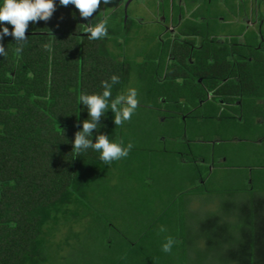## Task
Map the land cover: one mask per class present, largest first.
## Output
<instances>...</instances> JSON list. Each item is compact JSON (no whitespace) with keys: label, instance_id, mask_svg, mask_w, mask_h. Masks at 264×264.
Masks as SVG:
<instances>
[{"label":"trees","instance_id":"obj_1","mask_svg":"<svg viewBox=\"0 0 264 264\" xmlns=\"http://www.w3.org/2000/svg\"><path fill=\"white\" fill-rule=\"evenodd\" d=\"M105 12L101 3L83 18L73 5L57 3L47 21H29L19 54L10 35L0 41L7 47L0 55V264H190L200 238L237 246L240 252L229 254L232 264H264V197L243 207L239 220L218 219L195 232L185 206L190 194L264 192V48L253 47L264 39L252 31L246 49L234 46L244 54L237 63L206 34L200 49H192L188 37L158 40L153 54L139 58L125 52L133 20L124 21L125 12L117 8L108 10L107 34L89 39L86 25ZM113 74L119 79L112 98L125 93L137 74L149 116L139 121L133 112L115 125L107 111L92 130L93 140L100 131L132 148L104 162L92 148L77 153L71 140L87 118L80 93L102 91L101 81ZM223 101L228 109L221 110ZM152 117L168 124L167 137L146 129ZM162 139L164 147H155ZM170 140L175 147L168 146ZM246 143L258 148L248 152L253 161L239 164ZM158 156L168 159L171 180L152 176L150 182L140 171ZM226 167L229 174L232 167L240 171V186L228 188ZM115 169L128 181L130 202H137L122 223L98 207L117 190ZM92 221L98 222V241L86 242ZM167 236L175 239L170 251L161 247Z\"/></svg>","mask_w":264,"mask_h":264},{"label":"rangeland","instance_id":"obj_2","mask_svg":"<svg viewBox=\"0 0 264 264\" xmlns=\"http://www.w3.org/2000/svg\"><path fill=\"white\" fill-rule=\"evenodd\" d=\"M145 5L146 7L149 6L148 8L151 9L152 12L149 13V11L144 9ZM155 6L156 0H134L131 3H128L124 0H110V3L108 5H104V9L107 10V12L112 8H117L120 13L125 12V15L123 14L124 21H126L127 18L133 20V22H131L132 26L130 27L131 30L129 32L130 39L127 40V43L125 45V52L127 54L136 57L139 56V58H144L147 56V54H153L152 52H155L157 46L156 44L159 40L157 31V27L159 28V26L158 24H155V17L158 16L155 14V12L158 11L156 10L157 7L155 8ZM129 88L136 89L138 105L134 112L139 121L143 120L146 115L149 116V111L145 106V104L147 105L146 98L141 93V82L139 81L137 74L132 76L126 89L128 90ZM126 93L127 91L125 92V94ZM151 120L152 123L149 122V125H147L146 129L151 130L154 136H157V134L160 133L162 136L167 137V135L169 134L167 131L169 127L168 124L162 122L157 123L155 121V117H152ZM169 142H171L170 144H168L169 147H175V144L172 140H170ZM163 143L164 142L162 139L161 141L155 140L153 144L155 147H164ZM244 148L245 151L238 159L239 164H248L249 161H253V156L251 154H248V152H251L252 149L258 147H256V145L254 146V144L252 143H246ZM169 152L170 151H167L166 155H169ZM231 158L233 159V156H231ZM169 167L170 165L168 164V159H164L163 156H158V158L153 159L151 165L146 164L144 168H140V171L146 173L145 176H148V178H150V182L152 180V176L157 179L167 181V179L171 180L169 176L172 174V170ZM174 167L175 168L173 169H176V171L180 173L177 164L174 165ZM226 168L227 169L225 170H227L229 174V172H231L230 167ZM244 168L245 167H243L242 170ZM233 169L234 168L232 167V173L229 174L228 177L224 180L226 181V184L229 185L228 188L237 187L242 184V180L239 175L240 171L238 173ZM116 170L117 169H115V172L118 171ZM124 177L125 175L120 174L119 176H113L112 183L117 188L116 192L112 193L111 197H109V203L104 199H101L99 204L97 203L98 207L105 213L109 214L111 219H114L117 223H122L123 217L126 216L125 213H128L131 210V206L136 205L137 203L130 202L132 200L130 198V192H128L129 184L128 181L124 179ZM173 178L174 177H172V180ZM176 180L178 181V179ZM224 181H222L221 179V182ZM212 183H214V181ZM263 193L264 192L258 189L246 192L233 190L230 188V190H227L226 192L212 191L198 195L190 194L188 196L189 203L187 202V204L185 205L186 209L188 210L186 216L187 223L189 224L191 230L195 232L196 229H198L201 225H204L206 223H215V221H217L218 219H224L230 222L239 220L242 214L245 213L244 208H249L250 206H252V201L253 199H256L255 197H264ZM253 194L254 198L252 197ZM241 208L243 209V211L240 210ZM87 225L85 234L88 236L84 238V241H98V222H88ZM63 233L64 229L57 235L56 238L60 239ZM194 244H197V246L195 249L192 248L190 264H232L230 263L231 260H229V254H237L240 252L237 246H234L233 248L231 247L229 249L227 247V244L221 243V245H218V243H208L205 238H200L199 241ZM240 246L244 247L242 243L240 244Z\"/></svg>","mask_w":264,"mask_h":264},{"label":"clouds","instance_id":"obj_3","mask_svg":"<svg viewBox=\"0 0 264 264\" xmlns=\"http://www.w3.org/2000/svg\"><path fill=\"white\" fill-rule=\"evenodd\" d=\"M57 3L67 6L73 5L78 10L80 17H92V14L103 3L108 5L110 0H0V41L5 36H11L16 44L15 52L22 51L24 43L27 41L25 34L29 26V21L33 23L38 20L47 21L51 18ZM75 16L76 13L73 12ZM110 13L105 12L104 16L95 24H87L85 32L89 39H97L107 34ZM90 20V19H89ZM87 20V21H89ZM8 23L5 24L4 22ZM12 27L9 28L8 25ZM49 47L48 43L43 45ZM7 47L0 43V55L6 54ZM119 77L113 74L109 80H102V91L100 92H81L79 95L80 104L86 106L87 118L80 121L82 127L74 133L71 140L72 149L77 153L88 148L96 150L99 158L104 162H110L122 156H126L132 148V143L124 144L120 140L109 139L107 133L97 131L93 140V129H97L102 122L101 118L107 115L110 109L113 112V121L119 125L130 119L132 113L138 105L137 92L135 88H129L127 93H119L112 98V86L118 81ZM90 117V119H89ZM163 230V228L161 229ZM175 239L167 236L161 247L164 251H170Z\"/></svg>","mask_w":264,"mask_h":264},{"label":"flooded vegetation","instance_id":"obj_4","mask_svg":"<svg viewBox=\"0 0 264 264\" xmlns=\"http://www.w3.org/2000/svg\"><path fill=\"white\" fill-rule=\"evenodd\" d=\"M156 7L160 11L155 24L159 26L157 31L161 43L188 37L194 40L192 49H200L206 34L212 43L228 48V56L237 63L236 58L244 54L243 49L239 54L234 52V46L246 49L247 35L252 31L260 35V41L264 39V0H156ZM198 25H203V28ZM233 37L238 40L234 41ZM253 47L259 49L264 45L259 43ZM187 60L193 63L191 55ZM211 95L210 92L208 97ZM221 105V110L228 109L230 103L223 101Z\"/></svg>","mask_w":264,"mask_h":264},{"label":"crops","instance_id":"obj_5","mask_svg":"<svg viewBox=\"0 0 264 264\" xmlns=\"http://www.w3.org/2000/svg\"><path fill=\"white\" fill-rule=\"evenodd\" d=\"M132 1H134V0H129V1H127V2H128V3H131ZM157 3H158V2H157ZM169 3H170V2H169ZM102 4H103V3H102ZM148 7H149V6L146 7V5H145L144 9H146L147 11H149V13L152 12V10L149 9ZM147 8H148V9H147ZM155 8H156V6H155ZM140 10H141V9H140ZM156 10L158 11V9H156ZM159 12H160V11H159ZM155 14L158 15V12H155ZM155 14H154V16H155ZM159 14H160V13H159ZM155 18H156V17H155ZM122 35H123V34H122ZM216 139L218 140L219 138H216ZM233 141H238V140H237L236 137H234ZM225 159H226L225 157L222 158L223 161H225Z\"/></svg>","mask_w":264,"mask_h":264}]
</instances>
